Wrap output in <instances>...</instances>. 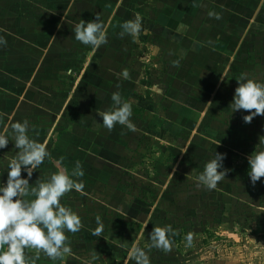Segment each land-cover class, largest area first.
<instances>
[{"label": "rangeland", "instance_id": "1", "mask_svg": "<svg viewBox=\"0 0 264 264\" xmlns=\"http://www.w3.org/2000/svg\"><path fill=\"white\" fill-rule=\"evenodd\" d=\"M74 1H65L67 17L73 14L69 7L75 5ZM112 2L116 4L114 9L111 7L113 11L106 10L110 8L109 5L104 6L99 15L105 26L107 41L112 37V23L120 21V34L123 32L121 25L136 16L128 14L133 8L127 5V0ZM36 5L31 4V0H0V29L5 30L0 32V35L7 40L6 46H0V114L6 113L0 117V127L7 124L8 130L11 129V123L15 122L12 113L16 111L17 103H20L17 94H21L17 87H21L23 93H30L31 84L35 81L39 85L34 87L40 92V98L37 100L43 102L42 107L48 113L35 114L36 117H31L29 123L35 118L36 122L48 124L52 131V142L58 136L56 132L60 131L57 128H63L62 124L59 125L60 121L74 128L81 126L86 129L85 135L82 136V139H85L88 129L81 124L88 125L89 120H93L95 116L94 109L91 110L90 107L91 97L98 94V85L90 73L95 59L99 61L96 52L98 48L81 44L75 39L73 32V35L69 34V46L72 51L63 52V46L58 43L55 44L56 51L51 50L53 37L44 36L46 34L43 31L49 26L54 27V32L57 33L65 23H71V26L75 27V22L73 19L64 21L62 18L53 21L38 19V14L46 11L48 6L39 4L42 6L39 8ZM244 7L241 5V9ZM248 7L249 5H246L247 9ZM55 10L62 11L58 7ZM252 12L248 9V13ZM111 15L114 18L112 23ZM92 16L87 18L86 22L97 17L95 13ZM31 27L40 28V34L43 35H26L31 33L28 31ZM20 34L29 38V41L17 44L15 39H19ZM16 48L18 55L13 51ZM133 51L132 47L125 60L131 58L136 61L138 67L135 73L139 76L141 59H145L142 76L148 79V84H142V88L136 87L138 99L126 98L125 102L132 104L133 114L130 119L135 127L140 126L148 135L142 132L136 147L128 150L133 151L135 157L131 158L130 152L125 151L121 164L116 161L108 163L106 170L115 171V178L104 180L98 176L94 177L82 167L84 176L74 177L83 181L84 190L79 192L80 196L76 190L66 193L61 198V203L66 207L70 206L81 217L83 226L76 233L66 231L67 243L71 247V254L65 255L68 258L64 256L62 260L54 262L42 252L43 256L40 253L37 258L35 249H26L25 253L30 251L33 260L39 264H135L134 260L128 259V249L131 243L142 240L145 222L140 219H145L153 221L155 227L170 225L174 230L169 234L173 242L171 250L166 252L162 249H150V264H264V177L253 185L247 174V157L255 150L259 141L264 140V116H256L250 123H245L243 116L248 112H232L229 105L233 99L227 104H222L223 108H217L216 104L207 106L203 103L200 104V109L194 108V104L191 106L190 99H175L170 94L173 86L177 85H168L167 82L168 74L175 75L172 73L174 69L168 70V74L163 77L166 84L163 82L164 85H160L153 73H150L153 68L151 57L156 52L153 50V54L152 51L144 54L135 51L132 54ZM48 58L55 62L46 64L52 65L46 68L42 63ZM156 67L155 70L162 68L160 65ZM69 69L70 75L67 74ZM238 69V66L233 68L232 75L228 78H237ZM121 72L114 78L110 76V81H113L117 88L126 87ZM17 82L19 85L16 89ZM135 86L137 85L132 84V87H129V95ZM229 87L234 93L238 84L233 82ZM166 88L168 91H165ZM191 88L183 85L177 91L183 90L191 96L192 91L196 92L194 89H204L196 84ZM208 90L210 89L206 87L200 92L212 97V91L208 95ZM115 91L118 92V89L115 88ZM28 103L31 106L32 103ZM28 103L23 104V109ZM206 107L211 110L206 111ZM30 112L34 114L31 108ZM49 113L55 114V121H47V118L50 120L52 117ZM201 113L203 114L200 115ZM199 125H203V128L198 127ZM114 128L112 136L116 132ZM71 134L73 135L72 132ZM47 149L50 156L36 169L37 174L29 180L32 187L46 181V175L41 177L38 174L41 175V172L49 168L47 162L55 149L51 145H47ZM82 150L77 148L71 152L72 158L79 153L76 151ZM215 152L225 154L223 167L226 175L218 182L216 189L208 190L199 185L196 178L203 172L205 163L213 158ZM79 154L83 156L77 155L76 164H71L72 170L78 163L81 166L87 162L86 151ZM4 167L5 164L0 165L1 172H4ZM55 169L60 170L58 167ZM22 177L26 176L22 174ZM196 191L199 192L198 195L194 194ZM133 198L139 199L140 204L145 202L142 210H139L138 204L132 207V210L136 211L133 215L109 205L111 199H114L122 203V208L125 206L128 209L134 203ZM257 210L261 211L256 212ZM97 216L101 218L103 225L99 235L95 234L96 229L100 227L96 221ZM151 231L152 229H149V233ZM189 233L192 235L191 245H188L186 240ZM147 244L148 242L139 241L141 247Z\"/></svg>", "mask_w": 264, "mask_h": 264}, {"label": "crops", "instance_id": "2", "mask_svg": "<svg viewBox=\"0 0 264 264\" xmlns=\"http://www.w3.org/2000/svg\"><path fill=\"white\" fill-rule=\"evenodd\" d=\"M65 1L68 3L71 2V0H31V4H37L36 6L39 8H42V4L48 6L46 11L38 14V19L44 18L50 21L61 18L64 21H66V19L72 21L71 19H73L75 22L74 25L78 24L81 20L86 21L87 18L93 17L92 14L94 13L95 16L100 15L103 11L101 9L104 6L107 7L109 5L110 8L106 10L112 12L116 5L112 0H75V5L69 7L70 12L73 14L67 17V15H65V13H67L65 12ZM128 4L133 8L131 12L129 10V12L127 11L128 14H141L140 16L143 19L142 30L135 40L127 34H119L118 28L120 21L112 23L114 18L111 15L110 23H112V31L110 34L112 37L109 40L112 41V43L108 40L106 42L107 45L102 44L98 47L96 52H98L99 61L95 59V63L92 64L93 70L90 73L92 74L91 77L94 78L93 81L98 85L96 91L98 94L91 97L92 108L90 107V109H94L95 111L94 119L89 120L88 125L80 123L88 129L86 138L82 139L86 129L81 126H76V128H74V126L65 125L64 121H60L59 125L62 124L63 128H57L60 131L56 132L58 136L56 140L52 142L50 136L52 131L48 127V124L36 122L35 118L29 123L28 134L30 138L33 137L32 139L38 142L46 141L47 145H51L52 148L55 149L51 153L50 161L47 162L49 168L41 172V175L38 174V176L41 177L42 175H46V181L50 178L51 174L57 171L55 167L67 169L68 172L71 173V164H76L78 160L77 155L83 156L85 153L82 155L79 153L85 151L88 154V158L87 162L81 165L84 171L94 177L98 176L104 180H109V178L113 179L115 178V171L110 172L106 170V168H108V163H115L116 161V163L121 164L124 158V152L136 147L142 132L146 134L144 132L146 130L140 128V126L135 127L133 131L117 124L115 128L113 127L116 132L115 135L112 136L111 133L113 129L108 130L98 125L102 123V118L98 115V112L111 109L113 105L112 95L117 92L115 88L118 89L122 101L125 102L126 98H128V100L138 99L136 94L138 89L136 87L142 88V84H148V79L142 76L144 72L143 67L145 66L143 60L145 59H141V69L138 70L139 72L141 71V74L139 76L135 73L137 70L136 67H138L136 61H132L131 58L130 60H125V57L127 58L129 56L128 51L130 53L132 47L134 50L132 54L135 51L144 52V54L151 51V54H153V50L156 52L153 57H151L153 68L152 71L150 70V73H153L156 82L160 85L163 84V77L168 74L167 72H169L170 69H174L172 73H175V75L172 76L168 74L167 76L168 85H177L173 86V91L170 95L175 99L177 97L190 99L192 101L191 106L195 105L194 108L197 109H200V104L203 103L207 104V106L216 104L217 108H223L222 104L229 103L234 96L229 85L233 84V82L238 84L237 80L242 74H246L249 79L264 83V0H127V5ZM241 5L245 7L241 9ZM246 5H249L248 9L253 11L252 13H248ZM56 7L61 8L62 11L57 12L55 10ZM111 7L113 9H111ZM49 9H51V11ZM248 21L249 23H247ZM65 26H67V28ZM72 26L71 23H65L62 30L58 29L57 33L54 32V27L49 26L43 31L46 34L44 36L53 37L51 44L49 43L51 50L56 51L55 44L58 43L63 46V52L72 51L69 46V34L73 35L74 32V27ZM39 30L41 29L31 27L28 29L31 33H27L26 35L31 37L37 36L40 34ZM42 35L40 34V36ZM23 36L24 35L20 34L19 39H15L17 44L29 41V38ZM17 44L16 47H18ZM13 51L17 55L19 54L18 48ZM121 56H123V58H121ZM47 57H49V55H47ZM51 62L55 61L48 58L42 63V66L45 67L46 64H51ZM156 65H160L162 68H159L160 70H155L157 69ZM62 66L64 65L62 64ZM236 66L239 68L237 78H228V76L232 75V69ZM49 67H52V65L46 66V68ZM125 68L129 73L128 78L125 79V83H123L126 87L120 88L119 86V88H117V85L114 84L113 81H110V76L114 78L115 75H118V72L123 71ZM21 83H23V81H21ZM26 84L30 85L28 82H26ZM132 84L137 86H135L134 89L132 88L133 93L131 92V96L127 92L131 90ZM164 84H166V82H164ZM195 84L204 89H194L196 92L192 91L191 96H189L188 92L186 93L183 90L177 91V89L181 86L183 87V85L193 88ZM18 85L19 83L17 82L15 88ZM34 85H39V83L36 84L34 81L31 84L30 93H23L22 88L17 87L18 92L21 94H17L19 95L18 101L20 100V103H17L15 106L16 111L12 113L15 117V122H22L25 119L30 121L31 117H36L34 116L35 114L41 115L43 113H48L47 110L42 107L44 106L43 102L37 100L40 98V92ZM206 87L210 89L208 90L210 92H207L208 95L212 91V97L206 96L202 94L203 92H200L205 90ZM168 88H170V86ZM168 88H166L165 91H168ZM28 102L32 103L31 106ZM24 103H28L25 109H23ZM30 108L34 114L30 112ZM208 110L211 109L207 108L206 111ZM2 114L6 115L4 112H2ZM202 114L203 113L200 115ZM49 115L52 117H50V120L47 118V121H55V114L49 113ZM204 115H206L205 112ZM79 116L82 115L79 114ZM40 126L41 128L39 129ZM198 127L202 129L203 125H199ZM7 128V124L0 127V132L6 131L9 136V144L7 147L0 149V165L5 164L4 172L0 170V184L6 183L5 179H7L8 171V167L6 166L9 160L13 158L18 151L14 146L15 141L12 138L11 129L7 130ZM76 147L83 150L82 152L76 151L79 153H76L74 158H72L73 155L71 152L76 150ZM128 152H130L131 158L135 157L133 151ZM79 164L80 163L77 165ZM74 167H76V165ZM22 174L24 176L27 175L23 171ZM35 174H37L36 170L33 172V175ZM30 187H32L31 184ZM77 193V195L80 196V193ZM194 194L198 195L199 192L196 191ZM31 198L33 197H28V199ZM138 201L139 199L133 198L132 202L134 203L132 206H129L128 209H126L125 206L122 208V203L114 199H111L109 205L116 210L121 208L128 215H133L132 213L136 212L132 210L134 205L138 204L139 210H142L145 205L144 201H142L141 204ZM194 206L196 205H190V207ZM99 207L102 206L99 205ZM259 211L261 210H257L256 212ZM85 213L86 212H84V214ZM140 220L143 223L145 222V228L143 232L144 236L142 240L140 239L139 241L141 243L148 242L149 244V229H153L155 223L145 219ZM25 255L29 258L30 264H39L37 261L33 260V255L30 251L25 253ZM41 255L43 256L42 253ZM65 257L68 258V256ZM169 259L171 258L169 257ZM123 264H126V262Z\"/></svg>", "mask_w": 264, "mask_h": 264}, {"label": "clouds", "instance_id": "3", "mask_svg": "<svg viewBox=\"0 0 264 264\" xmlns=\"http://www.w3.org/2000/svg\"><path fill=\"white\" fill-rule=\"evenodd\" d=\"M122 35L127 34L137 39L142 30V17L137 14L135 19L125 21L121 25ZM0 29V32H4ZM75 39L83 45L98 48L107 42L105 26L97 15L95 20H81L74 27ZM7 40L0 35V46H6ZM67 74H71V69ZM120 75L127 79L128 71L123 70ZM233 100L229 107L232 112L246 110L243 116L245 123H250L256 116H264V83L249 79L242 74L237 80ZM113 105L107 111L98 112L102 123L98 125L112 130L117 124L135 130L132 117L131 102H123L118 92L112 95ZM254 110V111H252ZM2 117V114H0ZM12 138L15 141L17 154L8 163L6 183L0 184V264H30L25 255L26 249H35L37 258L42 252L52 261L62 260L66 254H71V247L67 243V232L76 233L82 225L81 217L71 208L61 203V198L72 190L83 192L84 183L74 177H83L84 171L80 165L68 172L67 169L51 174L45 182L30 187L29 180L33 172L50 156L47 142H38L29 136V121H16L10 125ZM9 144L6 131L0 132V149ZM225 154L215 152L212 159L204 165V170L197 176L199 185L208 190L216 189L226 171L223 167ZM248 176L253 185L264 177V140H260L255 150L247 157ZM22 171L26 177H22ZM33 197L26 199V197ZM95 234L99 235L103 225L101 218L96 217ZM171 226L155 227L149 233L150 243L145 247L139 246V241L131 243L128 249V259L135 264H150L148 252L152 248L170 251L172 240ZM187 244H192V235L186 237Z\"/></svg>", "mask_w": 264, "mask_h": 264}]
</instances>
